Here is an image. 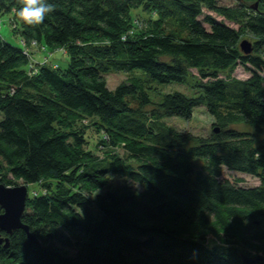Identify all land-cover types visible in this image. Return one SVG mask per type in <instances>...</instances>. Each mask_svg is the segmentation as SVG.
<instances>
[{
	"label": "trees",
	"instance_id": "16d2710c",
	"mask_svg": "<svg viewBox=\"0 0 264 264\" xmlns=\"http://www.w3.org/2000/svg\"><path fill=\"white\" fill-rule=\"evenodd\" d=\"M238 1L48 0L54 11L29 26L15 16L17 0H0V21L8 17L20 41L14 47L0 35V184L12 187L8 176L26 186L57 183L28 197L22 223L36 243L14 232L0 245V264H244L248 251L204 243L222 210L246 237L250 222L264 224V142L255 146L229 128H264V0ZM136 10L155 18L153 29L134 31ZM243 37L251 39L249 55ZM30 45L62 49L69 61L31 65ZM238 67L247 79L232 76ZM112 72L130 77L109 90L104 76ZM188 80L193 96L152 102L153 84ZM200 107L217 129L186 149L191 138L165 120H188ZM76 119H95L104 132L99 144L124 155L99 160L91 141L69 131ZM224 169L260 185L237 187L222 179ZM112 176L124 186L102 193ZM185 224L189 231L179 233ZM252 241L264 252V233Z\"/></svg>",
	"mask_w": 264,
	"mask_h": 264
},
{
	"label": "rangeland",
	"instance_id": "374dc122",
	"mask_svg": "<svg viewBox=\"0 0 264 264\" xmlns=\"http://www.w3.org/2000/svg\"><path fill=\"white\" fill-rule=\"evenodd\" d=\"M219 4L232 7L238 5L239 1L219 0ZM130 17L132 20V27L135 28V32L142 33L154 28L153 23L155 18L149 16L147 13L141 10L133 11ZM1 22L2 26L0 27V35L9 44L13 45L14 47H20L19 37L15 36V28L12 22L9 21V18L6 16H2ZM167 31L168 30L166 29V32ZM241 41H248L252 44L251 39L248 37H243ZM26 52L28 54L26 55V58L28 60V63H30L31 65L46 63V65L53 67H64L66 66L70 58L62 49L48 50L44 52L40 46L34 45L27 46ZM262 55H264V50H262ZM193 74H195V72H193ZM249 75L250 74L241 67L236 68L232 74L234 78L241 80L247 79ZM129 77L130 75L126 73L112 72L104 76V79L106 81L107 88L109 90H114L118 85L126 82ZM191 83L192 82L188 80V84L186 85L153 84V91H150L152 102L157 103L160 100L161 96L174 92L182 93L186 96H193L194 92L190 87ZM165 124L167 127L173 128L176 131L186 134L191 138V140L184 145V148L186 149L196 146L199 140L209 139L217 129L213 118L208 114L204 107L195 109L191 118L188 120L172 118L165 120ZM229 128L234 129L240 133H247L251 135L254 139L255 146H259L262 142H264V130H261L264 128L258 130L257 128H254L246 123L232 125ZM69 131L81 133V135L84 136L85 139L91 141L92 145H90L89 149L92 150L93 155L95 157H98L99 160L106 159L111 155H118L121 157L124 155L120 150V146H113L109 144V142L104 141L99 144V140L101 136H103L104 132L100 130L99 125L96 123L95 119H76V121L71 122ZM80 149L84 151L89 150L85 146L81 147ZM8 179L11 181L12 187L24 185L22 181L15 180L11 176H8ZM222 179L237 187L247 189L256 188L260 185L259 179L257 177L229 172L225 169L222 172ZM124 184V179L112 176L109 178V183L102 193H104L106 190H120L124 186ZM56 185V182L51 181L44 184L27 186L29 198L33 199L37 196L45 195L49 188L54 191ZM221 220H223V222H227L229 228L223 229ZM216 221L217 223L215 232L204 234V243L207 248H236L239 254L245 256L246 254H243V252L248 251L249 254L246 255V257L253 260L259 259L260 261H264V252H262V250H259V248L262 247H260L259 243L252 241V238L255 234H257L258 232L264 233V224H260L257 221L250 222L247 226L250 227L252 235L249 234L248 237H246L245 229L243 228L244 226L237 225L234 220V214L229 215L228 210H222ZM187 226L189 227V224L181 225V227L176 228V230L180 233V229L183 227V231H189V228ZM62 250L66 255L74 254V251L72 249Z\"/></svg>",
	"mask_w": 264,
	"mask_h": 264
},
{
	"label": "water",
	"instance_id": "95a60500",
	"mask_svg": "<svg viewBox=\"0 0 264 264\" xmlns=\"http://www.w3.org/2000/svg\"><path fill=\"white\" fill-rule=\"evenodd\" d=\"M240 49L245 55H249L252 52V45L247 41H243L240 44ZM28 197L26 185L7 187L0 184V208L2 210V214L0 215V232L7 235L6 238L0 235V245L4 244V247H6L8 237L18 230L23 231L30 242L36 243V239L30 234L28 226L22 223ZM243 260L244 264H254L256 262L247 257H244Z\"/></svg>",
	"mask_w": 264,
	"mask_h": 264
},
{
	"label": "clouds",
	"instance_id": "9594fccd",
	"mask_svg": "<svg viewBox=\"0 0 264 264\" xmlns=\"http://www.w3.org/2000/svg\"><path fill=\"white\" fill-rule=\"evenodd\" d=\"M17 4L20 7L14 9L16 18L29 26L42 24L46 15L53 12L55 8L48 0H17Z\"/></svg>",
	"mask_w": 264,
	"mask_h": 264
},
{
	"label": "built area",
	"instance_id": "2783aa9c",
	"mask_svg": "<svg viewBox=\"0 0 264 264\" xmlns=\"http://www.w3.org/2000/svg\"><path fill=\"white\" fill-rule=\"evenodd\" d=\"M0 26H1V21H0ZM24 54L27 55L26 52H24ZM35 72H36V71L34 70L32 74H35Z\"/></svg>",
	"mask_w": 264,
	"mask_h": 264
}]
</instances>
